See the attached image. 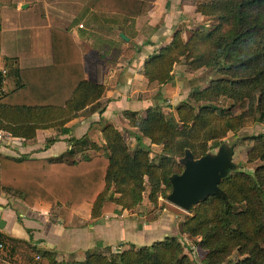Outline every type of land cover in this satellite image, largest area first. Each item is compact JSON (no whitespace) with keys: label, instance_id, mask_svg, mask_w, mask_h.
<instances>
[{"label":"trees","instance_id":"16d2710c","mask_svg":"<svg viewBox=\"0 0 264 264\" xmlns=\"http://www.w3.org/2000/svg\"><path fill=\"white\" fill-rule=\"evenodd\" d=\"M123 2L129 9L115 7L116 11L133 17L147 12L143 1ZM192 2L196 12L215 18L216 24L192 29L187 40L178 30L169 44L147 57L143 73L147 88L153 89L169 82L173 66L184 61L191 71L207 73L206 85L192 91L194 103H179L177 120L158 106L148 107L142 118L124 112L140 138L162 146L156 158L141 144L132 151L123 134L107 124L102 128L105 144H91L94 153L78 160L0 154V188L30 207L36 202L58 206L57 217L65 228L72 210L90 203L92 224L107 213L140 205L147 189L149 200L156 202L164 185L166 198L169 177L183 170L179 159L185 149L198 158L221 145L227 133L238 130L254 112L264 122V0ZM51 54L50 65L17 69L13 88L3 91L0 84L1 130L32 139L39 129L63 128L101 97L104 86L85 79L81 52L69 33L51 29ZM221 98L232 101L230 108L244 102L247 108L232 114L218 106ZM249 139L247 161L260 164L252 173L238 165L219 184L225 199L209 196L179 223L181 233L198 237L197 245L207 250L204 264H264V133ZM233 252L240 257L234 262L228 258ZM39 253L36 264H196L175 236L150 245L131 244L109 257L89 252L83 261H59L53 252Z\"/></svg>","mask_w":264,"mask_h":264},{"label":"crops","instance_id":"0c3cea01","mask_svg":"<svg viewBox=\"0 0 264 264\" xmlns=\"http://www.w3.org/2000/svg\"><path fill=\"white\" fill-rule=\"evenodd\" d=\"M123 1L0 0V69L7 70L0 83L3 91L18 81L17 69L52 63V28L71 35L81 52L85 79L104 86L101 97L63 128L39 129L32 139L0 129L1 155L78 160L94 153L91 144H105L102 128L107 124L119 130L130 147L141 144L150 151H162L161 145L140 138L124 112L142 118L148 107L158 106L177 120V104L195 88L205 86L206 79L197 84V78L190 75L193 73L175 70L184 66L177 63L169 82L148 89L143 65L148 56L169 44L178 30L187 40L198 20L207 17L196 12L192 0H140L148 9L136 17L116 11L115 7L129 9ZM127 49L133 54L125 53ZM91 206L85 202L73 209L65 228L57 217L58 206L36 202L30 207L0 188L1 263L36 264V256L44 251L53 252L59 261H83L93 251L109 257L131 244L150 245L179 233L181 217L165 208L153 218L138 209H119L89 224Z\"/></svg>","mask_w":264,"mask_h":264},{"label":"rangeland","instance_id":"374dc122","mask_svg":"<svg viewBox=\"0 0 264 264\" xmlns=\"http://www.w3.org/2000/svg\"><path fill=\"white\" fill-rule=\"evenodd\" d=\"M216 22H217V20L215 18L207 17V19L198 20V23H199L198 26L210 29L216 24ZM179 63H182L184 66H182V67L176 66L175 70H179V71L184 70V72L188 73V74H189V72L193 73L190 75L197 78V82H196L197 84L200 82H203V80L205 79L206 74H207L206 72H204V70L200 69L198 71L193 72L188 68V66L186 65V63L184 61H181ZM184 82H186V80ZM183 101L194 103V101L192 99V92H190L188 94V96L185 98V100H183ZM231 102L232 101L229 99L221 98L217 104H218V106H221L224 108H229L232 114H238V113L246 110V108H247V104L245 102H244V104H241V105L236 104L235 106L230 108ZM179 103L177 104V106L179 105ZM166 115H169V114H166ZM258 116H259L258 112H254L252 115H249L248 117H246L243 120L242 125L240 126V128L238 130H236L235 132L227 133V135L223 138V142L226 141L228 143L234 142L237 138H240L239 143L237 144V146L234 149L233 161L237 165H240V168L243 169V171H247L250 173H252V171H254V169L260 164L259 161L248 162L247 158H246V153L252 145V141L249 139V136L255 135L258 133H264V122H260L258 120ZM128 146L132 151L137 147L135 145L134 146L131 145V147H130V144ZM216 149L217 148L211 149L208 152H214ZM149 151H150V149H149ZM160 152L161 151H159V153ZM159 153H156V152L151 150L150 151V157L156 158ZM67 158L72 159L71 157H67ZM237 169H239V167ZM161 187L164 189V191L162 193L161 192L158 193L156 202H151L149 200V198H148L149 192L147 189V191H145L143 194V201L141 202L140 205H138L141 207L139 208L138 206H136L133 209L141 210L140 212H142V214L144 212H146L147 214H149V216H147V217L153 218V217H157L160 213H162V209L165 208V209H167V211L170 214H173V212H174L175 215H178V218L181 217V220H184V217L186 215H188L189 212L171 204L170 202H168L166 200V198L164 197V194L167 192V187H165L164 185H162ZM182 234L183 233H181V231L179 229V233L177 235L169 234L168 236H175L179 239V241L184 246V252L189 255V257L191 258V260L193 262H195L196 264H204V259H205L206 254H207V250L202 249L197 245V241H196L197 237H189L188 236L189 238L187 237V239H185L186 237H184V235H182ZM26 251L28 253H31L30 249H27ZM228 258L230 261L234 262L240 257L238 256V254L236 252H233ZM223 264H225V262Z\"/></svg>","mask_w":264,"mask_h":264},{"label":"water","instance_id":"95a60500","mask_svg":"<svg viewBox=\"0 0 264 264\" xmlns=\"http://www.w3.org/2000/svg\"><path fill=\"white\" fill-rule=\"evenodd\" d=\"M121 36L123 37L122 34ZM239 140L237 138L231 143L224 141L214 152H207L198 158L194 157L191 150L185 149L184 155L179 159L183 170L169 177L171 191L166 200L189 211L209 196L225 199L226 194L219 184L230 171L238 168L233 161V154Z\"/></svg>","mask_w":264,"mask_h":264},{"label":"built area","instance_id":"2783aa9c","mask_svg":"<svg viewBox=\"0 0 264 264\" xmlns=\"http://www.w3.org/2000/svg\"><path fill=\"white\" fill-rule=\"evenodd\" d=\"M0 73L1 74H5L6 73V70L3 68V69H0ZM2 137V133H0V138ZM0 247H2V244H0ZM39 255L36 256V259H39Z\"/></svg>","mask_w":264,"mask_h":264}]
</instances>
